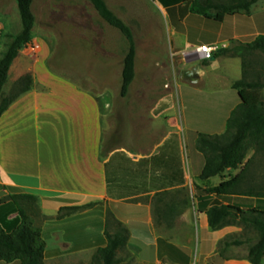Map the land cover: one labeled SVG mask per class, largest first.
I'll return each mask as SVG.
<instances>
[{"label": "crops", "instance_id": "1", "mask_svg": "<svg viewBox=\"0 0 264 264\" xmlns=\"http://www.w3.org/2000/svg\"><path fill=\"white\" fill-rule=\"evenodd\" d=\"M153 1L167 16L178 71L148 116L136 113L138 124L148 121L143 124L151 125L153 133L130 136L128 146L105 141L100 97L53 71L44 42L38 53L25 47L11 67L4 97L27 74L33 86L0 117V201L4 200L0 226L9 227L20 219L10 196L37 197L36 205L24 206L47 243L46 264H89L95 252L107 245L108 213L129 231L124 251L132 264H217V245L223 237L210 229L206 213L199 211L196 189L216 187L240 170L200 181L206 159L197 140L200 134H223L241 103L233 85L243 77L242 61L224 52L233 40L246 44L264 35V0L249 13L225 15L220 22L192 13L195 0ZM217 4L214 0L211 5L213 16ZM7 5L8 0H0L2 34L7 28ZM213 44L221 48L215 60L198 57L197 47ZM204 84L227 88L217 112L204 120L193 107L189 116L185 109L181 117L178 89L184 102L186 95L202 91ZM91 202L102 206L55 219L61 208ZM232 203L243 207L240 200ZM225 264L243 263L228 260Z\"/></svg>", "mask_w": 264, "mask_h": 264}, {"label": "rangeland", "instance_id": "2", "mask_svg": "<svg viewBox=\"0 0 264 264\" xmlns=\"http://www.w3.org/2000/svg\"><path fill=\"white\" fill-rule=\"evenodd\" d=\"M106 2L132 29L136 43V77L127 97L121 96V85L128 42L119 30L111 27L99 15L88 0H34L35 43L29 44L26 50L38 53L39 49L31 50L30 47L34 44L41 46L44 42L50 50L49 67L53 71L76 81L100 97L105 109V141L114 140V144L128 146L131 143L130 136L138 138L139 134L153 133L151 125L146 124L148 121L142 119L138 124L136 113L148 116L151 106L160 99L161 92L172 82L178 69L172 60L174 54L171 51L167 16L153 0ZM7 8V28L0 36V51L5 37L18 34L22 28L16 0H8ZM17 82L9 89L7 97L16 92ZM226 89L223 84H204L202 91H192L189 97H184V102L178 89L176 104L180 116L184 118L185 109L189 116L194 107L206 120L217 112L218 106L227 97ZM259 93L264 102V89ZM172 102L173 99L169 98L168 104ZM143 121L146 122L145 126ZM247 162L249 164L240 191L255 190L264 195V148L250 147L244 164ZM239 196L243 197L232 200H240L245 208L253 206L252 198ZM217 231L223 237L217 245V264H225L228 260L251 264L247 260V244L221 252L226 238L256 240L251 230L242 225H230ZM118 258L120 264H132L133 261L125 251H120Z\"/></svg>", "mask_w": 264, "mask_h": 264}, {"label": "trees", "instance_id": "3", "mask_svg": "<svg viewBox=\"0 0 264 264\" xmlns=\"http://www.w3.org/2000/svg\"><path fill=\"white\" fill-rule=\"evenodd\" d=\"M99 15L126 38L129 49L124 58L122 70L121 96L127 97L136 77L137 48L132 29L108 6L106 0H88ZM259 0H218L213 16L211 8L214 0H195L192 13L207 19L222 21L223 16L240 12L249 13ZM22 28L16 35H7L0 51V117L20 96L31 90L33 78L23 76L17 82V90L4 97V88L9 73L21 51L33 42L36 16L34 0H16ZM214 10V11H215ZM242 61L243 77L233 85L238 91L241 103L232 111L227 129L220 135L200 134L198 150L204 154L206 163L200 181L220 176L227 170H240L236 176L213 188H197L198 209L205 212L211 230L217 231L230 225H242L251 230L256 240L249 238L224 240L222 253L234 247L248 245L247 260L251 264H264V195L255 190L241 192L249 162L244 164L250 147L264 148V102L260 91L264 89V35L251 43L233 40L224 52ZM244 195L254 200L251 207H241L232 203V197ZM9 199L17 205L19 221L12 225L0 226V261H19L21 264H46L44 260L47 243L35 221L23 203L36 205L38 198L29 195H14ZM4 200L0 201V205ZM100 203H89L79 207L61 208L55 219L58 221L93 210ZM114 230V231H113ZM107 245L99 248L89 264H120L119 252L124 251L129 240V231L113 214H107Z\"/></svg>", "mask_w": 264, "mask_h": 264}, {"label": "built area", "instance_id": "4", "mask_svg": "<svg viewBox=\"0 0 264 264\" xmlns=\"http://www.w3.org/2000/svg\"><path fill=\"white\" fill-rule=\"evenodd\" d=\"M3 30H4V24L0 22V36L2 35ZM30 48L31 50H36V49H39V45H34V46H31ZM220 51H221V48L217 44L202 45L196 48V53L198 57H200L204 61L212 60L213 58H215L217 54L220 53Z\"/></svg>", "mask_w": 264, "mask_h": 264}, {"label": "water", "instance_id": "5", "mask_svg": "<svg viewBox=\"0 0 264 264\" xmlns=\"http://www.w3.org/2000/svg\"><path fill=\"white\" fill-rule=\"evenodd\" d=\"M212 60H215V58H213Z\"/></svg>", "mask_w": 264, "mask_h": 264}]
</instances>
